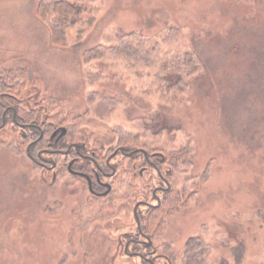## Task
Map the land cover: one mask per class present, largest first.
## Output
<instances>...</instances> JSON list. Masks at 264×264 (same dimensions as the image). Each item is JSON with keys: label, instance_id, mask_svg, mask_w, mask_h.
Wrapping results in <instances>:
<instances>
[{"label": "rangeland", "instance_id": "1", "mask_svg": "<svg viewBox=\"0 0 264 264\" xmlns=\"http://www.w3.org/2000/svg\"><path fill=\"white\" fill-rule=\"evenodd\" d=\"M42 1L0 0V77L37 84L46 122L72 137L159 152L174 172L179 201L152 228L155 246L129 250L155 249L156 264H264V0H68L86 22L63 42ZM131 32L153 63L87 61ZM187 53L194 70L181 68ZM168 74L185 82H160ZM16 137L0 135V264H143L124 253L134 226L114 229L123 204L94 201L65 170L53 181Z\"/></svg>", "mask_w": 264, "mask_h": 264}, {"label": "flooded vegetation", "instance_id": "2", "mask_svg": "<svg viewBox=\"0 0 264 264\" xmlns=\"http://www.w3.org/2000/svg\"><path fill=\"white\" fill-rule=\"evenodd\" d=\"M42 100L41 94H37V84L26 85L0 77V135L15 137L20 134L15 139L21 146L26 144L27 157L40 168L52 172L53 181L65 170L70 181L82 184L94 201L105 202L114 197V203L123 204L121 208L114 204L115 218L121 223L114 229L130 231L133 226L136 229L134 234L123 236L124 253L141 258L143 264H156L163 255L157 254L155 249L142 254L130 251L129 247L149 249L155 246L154 211L165 203L172 189L170 176L173 171L164 167H169L165 156L125 145L105 150L103 146L74 140L68 135V127L47 123L46 119L38 120L46 110ZM42 139L46 142L44 147L40 145ZM140 177L142 182L137 183ZM151 180L157 183L148 187ZM122 182L127 185L120 184ZM138 187L146 190L139 192Z\"/></svg>", "mask_w": 264, "mask_h": 264}, {"label": "trees", "instance_id": "3", "mask_svg": "<svg viewBox=\"0 0 264 264\" xmlns=\"http://www.w3.org/2000/svg\"><path fill=\"white\" fill-rule=\"evenodd\" d=\"M40 8H41V12L43 15L47 14L48 16L50 15L52 16L51 21H52V27H53V37L55 38L56 42H63L64 40H66L67 29L70 26L76 25V24L83 25V23L86 22V20L81 17V12H82L81 6L76 3H71L68 0H43ZM134 35L135 34L131 32L127 37H121V39H119L118 45L114 47L106 46V45H96L90 48L85 53L87 61L93 59L94 57L98 55L102 56L107 53H113V52L121 53L122 52L129 56L138 57L140 59H143L147 61L148 63H153L152 53L155 52V49L154 50L149 49L148 46H146V44H143V42H141L138 39V37ZM199 64H200V61L198 57L196 56V54L187 53L185 57L183 58L181 68L183 69V68L188 67L190 68V70H194L195 68L199 66ZM171 75L172 74H170L169 76L168 74V76L166 77L162 76L161 78H159L160 82H185L183 81L184 79L181 75L179 76L178 74H176V76L179 77L176 80H172ZM1 78H4V77L1 76ZM5 79H8V78H5ZM108 106L109 107L113 106V104L107 103V102L103 104V107L107 108ZM46 107L47 109L45 110L44 114L45 113L49 114V111H50L49 107L48 106ZM44 114L39 115L37 117L38 120H44V119L48 120L49 117L47 118L46 117L47 115L44 116ZM52 123H55V122H52ZM68 135L71 138L73 134L71 131H69ZM125 139H127V137H125ZM74 140H76V138ZM121 141H124V135L121 136ZM40 143H41L40 145H43V147L46 144L45 140L43 139L40 140ZM173 169L177 171L176 167H174ZM173 173L170 176V178L174 176ZM177 201H179V193L174 191L172 187L171 191L167 195L165 203L162 204L159 208H156L154 211L155 215L153 216L152 228H155L157 225L158 226L161 225L162 219L164 217L163 215L165 213H168L170 209H172L175 205H177L178 204Z\"/></svg>", "mask_w": 264, "mask_h": 264}]
</instances>
